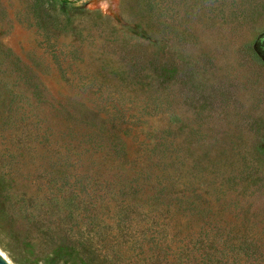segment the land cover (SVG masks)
I'll return each mask as SVG.
<instances>
[{
	"label": "rangeland",
	"instance_id": "374dc122",
	"mask_svg": "<svg viewBox=\"0 0 264 264\" xmlns=\"http://www.w3.org/2000/svg\"><path fill=\"white\" fill-rule=\"evenodd\" d=\"M160 25L189 50L177 82L159 76L163 62L152 54ZM10 94L55 134L98 120L84 107H132V157L143 154L142 138L165 135L157 154L170 157L173 181L230 203L224 232L255 218L264 227V0H0V114ZM6 212L35 250H20L0 221L15 263L49 264L45 235L59 227L35 225L15 206ZM140 257L133 261L155 260Z\"/></svg>",
	"mask_w": 264,
	"mask_h": 264
},
{
	"label": "trees",
	"instance_id": "16d2710c",
	"mask_svg": "<svg viewBox=\"0 0 264 264\" xmlns=\"http://www.w3.org/2000/svg\"><path fill=\"white\" fill-rule=\"evenodd\" d=\"M165 27H155L163 36L152 54L163 62L159 76L177 82L189 50L179 42L175 48ZM35 91L40 99V87ZM9 96L0 114V221L20 250L35 254L13 227L7 205L35 225L59 227L45 235L46 258L55 256L49 264H140L133 261L140 256L153 264H264L261 221H234L242 228L224 232L233 223L225 215L230 203L210 201L194 182L173 181L170 157L157 154L165 135L138 133L143 154L132 157V107H84L98 120H80L55 134L28 120L20 96ZM107 226L117 233H104Z\"/></svg>",
	"mask_w": 264,
	"mask_h": 264
},
{
	"label": "water",
	"instance_id": "95a60500",
	"mask_svg": "<svg viewBox=\"0 0 264 264\" xmlns=\"http://www.w3.org/2000/svg\"><path fill=\"white\" fill-rule=\"evenodd\" d=\"M0 264H16L0 233Z\"/></svg>",
	"mask_w": 264,
	"mask_h": 264
}]
</instances>
